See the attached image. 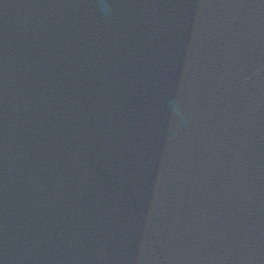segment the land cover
I'll return each instance as SVG.
<instances>
[{"label": "water", "instance_id": "1", "mask_svg": "<svg viewBox=\"0 0 264 264\" xmlns=\"http://www.w3.org/2000/svg\"><path fill=\"white\" fill-rule=\"evenodd\" d=\"M0 264H264V0H0Z\"/></svg>", "mask_w": 264, "mask_h": 264}]
</instances>
